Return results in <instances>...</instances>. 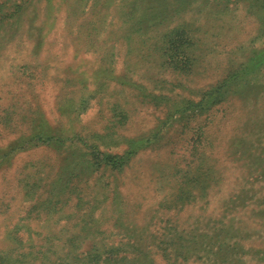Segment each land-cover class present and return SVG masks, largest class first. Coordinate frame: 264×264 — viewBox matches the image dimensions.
Segmentation results:
<instances>
[{"label": "rangeland", "instance_id": "obj_1", "mask_svg": "<svg viewBox=\"0 0 264 264\" xmlns=\"http://www.w3.org/2000/svg\"><path fill=\"white\" fill-rule=\"evenodd\" d=\"M0 264H264V0H0Z\"/></svg>", "mask_w": 264, "mask_h": 264}, {"label": "trees", "instance_id": "obj_2", "mask_svg": "<svg viewBox=\"0 0 264 264\" xmlns=\"http://www.w3.org/2000/svg\"><path fill=\"white\" fill-rule=\"evenodd\" d=\"M150 2V1H149ZM174 29L170 30L169 32H166L165 34H169L173 31ZM175 30H178L177 28ZM166 38V36H164ZM200 101L197 102L196 104L199 106ZM211 103V102H210ZM201 113V112H200ZM198 113V114H200ZM50 138V137H49ZM48 138V139H49ZM129 155H131V152L126 155H111L106 152H97V154H93V161H90L89 163L98 165V168L101 167V169L105 172L107 170L109 171H119L122 169L123 164L127 162ZM106 260V258H104Z\"/></svg>", "mask_w": 264, "mask_h": 264}]
</instances>
